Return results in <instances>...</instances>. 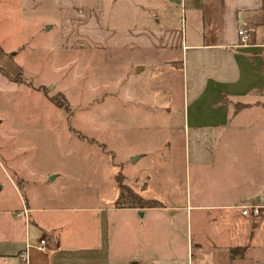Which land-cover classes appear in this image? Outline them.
<instances>
[{
  "label": "crops",
  "instance_id": "obj_1",
  "mask_svg": "<svg viewBox=\"0 0 264 264\" xmlns=\"http://www.w3.org/2000/svg\"><path fill=\"white\" fill-rule=\"evenodd\" d=\"M130 1L127 12L144 17L146 28L112 31L114 13L86 8L75 41L83 49L130 47L138 55L135 69L150 89L134 87L138 78L130 70L126 96L148 99L155 110L180 118L184 172L157 173L161 208H118V199L70 209L26 201L24 242L0 211V264L16 257L23 264H264L251 259L255 234L264 230V159L232 152L248 147L233 140L244 129L239 117L264 110V0ZM86 25L92 29L84 34ZM242 28L251 32L247 46H241ZM123 36L129 44H119ZM149 190L144 184L141 193ZM251 206L261 207L258 218L243 215ZM247 227L255 231L248 234Z\"/></svg>",
  "mask_w": 264,
  "mask_h": 264
},
{
  "label": "rangeland",
  "instance_id": "obj_2",
  "mask_svg": "<svg viewBox=\"0 0 264 264\" xmlns=\"http://www.w3.org/2000/svg\"><path fill=\"white\" fill-rule=\"evenodd\" d=\"M130 2L0 0V66L20 81L11 83L0 74V211L22 242L27 225L17 214L26 201L50 209L108 205L119 197L117 176L136 193L148 183L150 190L141 195L157 200V173L184 172L180 118L155 110L148 99L126 96L130 70L138 78L134 87L150 89L146 75L135 69L138 55L130 47L107 53L75 41L86 8L114 13L112 31L146 28L144 17L127 12ZM83 27L84 34L92 29ZM95 35L104 43L105 37ZM119 41L129 44L124 36ZM239 121L244 129L233 140L248 147L232 152L264 159V110L245 111ZM253 245L251 259L264 263V230L256 232ZM23 263L18 257L8 262Z\"/></svg>",
  "mask_w": 264,
  "mask_h": 264
},
{
  "label": "trees",
  "instance_id": "obj_3",
  "mask_svg": "<svg viewBox=\"0 0 264 264\" xmlns=\"http://www.w3.org/2000/svg\"><path fill=\"white\" fill-rule=\"evenodd\" d=\"M264 10V6H263ZM0 73L8 78L10 81L14 83H18V79L16 77L11 76L5 69L0 67ZM20 82V81H19ZM124 177L117 176V182L119 184V198L116 202V206L118 208H161L163 204L157 200H147L140 196L138 193L134 192L128 185H126L123 181ZM245 252L244 249H236L232 251V254L236 252Z\"/></svg>",
  "mask_w": 264,
  "mask_h": 264
},
{
  "label": "built area",
  "instance_id": "obj_4",
  "mask_svg": "<svg viewBox=\"0 0 264 264\" xmlns=\"http://www.w3.org/2000/svg\"><path fill=\"white\" fill-rule=\"evenodd\" d=\"M239 36L241 39V46H247L251 40V32L247 28H242L239 30ZM28 215V210H24L23 214L20 216H27ZM244 216H253L254 218H258L261 215V207L259 206H251L248 208H245L243 211ZM41 249H45L47 245V241L45 239L41 240ZM22 259L25 261L26 260V255L22 256Z\"/></svg>",
  "mask_w": 264,
  "mask_h": 264
},
{
  "label": "water",
  "instance_id": "obj_5",
  "mask_svg": "<svg viewBox=\"0 0 264 264\" xmlns=\"http://www.w3.org/2000/svg\"><path fill=\"white\" fill-rule=\"evenodd\" d=\"M52 180H54V177H51Z\"/></svg>",
  "mask_w": 264,
  "mask_h": 264
}]
</instances>
